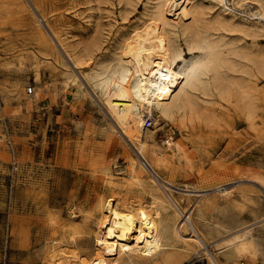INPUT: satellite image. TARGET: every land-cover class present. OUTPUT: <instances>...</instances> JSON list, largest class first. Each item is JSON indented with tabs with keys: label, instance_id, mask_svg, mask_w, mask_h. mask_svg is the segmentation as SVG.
Instances as JSON below:
<instances>
[{
	"label": "rangeland",
	"instance_id": "374dc122",
	"mask_svg": "<svg viewBox=\"0 0 264 264\" xmlns=\"http://www.w3.org/2000/svg\"><path fill=\"white\" fill-rule=\"evenodd\" d=\"M131 1L0 0V264H45L54 239L90 250V234L72 240L69 233L72 227L94 230L99 196L144 203L151 198L121 182L133 147L122 133L108 137L113 122L101 102L73 86L55 61L63 60L80 78L85 64L77 67L71 58L103 59L144 27L158 42L166 32L178 44L183 57L178 65L201 53L181 33L184 21L150 23L151 3ZM202 1L207 7L202 31L217 44L225 79L217 86L209 70L202 77L209 91L186 86L190 103L169 116L155 110L158 119L147 138L157 154L145 155L161 175H154L161 188L176 197L185 187L190 190L189 201L181 203L192 208L191 219L207 238H217L225 228L253 227L256 257L236 264H264V219L257 222L264 217V190L254 180L264 176V12L255 11L254 0ZM216 15L222 22L212 21ZM28 86L38 90L34 101L27 97ZM119 118L134 127L133 114L121 112ZM104 173L121 183H108ZM210 185L230 192L204 190ZM148 192L154 193L149 187ZM184 264L208 263L195 255Z\"/></svg>",
	"mask_w": 264,
	"mask_h": 264
},
{
	"label": "bare ground",
	"instance_id": "6f19581e",
	"mask_svg": "<svg viewBox=\"0 0 264 264\" xmlns=\"http://www.w3.org/2000/svg\"><path fill=\"white\" fill-rule=\"evenodd\" d=\"M214 1L226 4L224 0ZM254 1L259 4V8L255 11L259 10L263 13L264 5L260 0ZM147 2H150L153 7L149 16L150 23L165 24L173 19L176 22L177 19L184 21L181 33L187 42H194L201 51L196 58L188 63L184 61L178 65V60L182 59L183 61L178 44L170 40L166 32L162 35V41L158 42L156 35L144 27L132 39L118 46L119 50L116 48L103 59L89 55L84 59L76 57L73 60L71 58V63L77 67L85 64L86 70L80 71L82 73L80 78L70 68L71 66L62 62L63 60L55 61L70 74L69 80L75 84L73 86L83 93L86 92L92 98V94H94L101 102L113 122L108 125L106 131L108 137L117 138L121 136L117 135V132L122 133L133 147L134 155H130L128 158L125 170L126 178L121 182L126 186H134L138 191H146L151 198L148 199V203H144L141 202L142 200H120L115 196H99L95 205L97 214L93 221L94 230L88 232L84 229L85 227L82 228L84 231L79 227H72V232L69 233L72 240L75 235L90 234L93 243L92 249L82 250L83 247L79 248L80 246L73 242L57 244L54 239L49 244V251L45 252L43 258L45 264H184L195 255L196 258L205 257L208 264H227V262L236 264L244 258L253 260L256 257L259 243L258 238L252 232L253 227L225 228L222 234L210 240L192 221V208L181 203L182 200L183 202L184 200L189 201L191 194L187 192L190 190L185 187L183 191L186 193L176 197L172 195L171 189L161 188L160 182L156 179L161 175L153 169V165L145 155L150 151L157 154L156 146L151 144L147 138L148 128L144 127L146 116L152 117L154 125L158 119L154 113L155 110L164 116H169L177 108L190 103L186 86L195 85L209 91V81L204 82L202 78L209 70L212 72L217 86H221L225 79L221 74L224 61L219 55L217 44L209 38V33L202 31L203 18L205 17L202 14L207 9L206 6L204 9L205 4L203 5L202 0H147ZM253 4L255 3L253 2ZM195 17L197 19L193 22H186V20ZM215 18L221 22L223 20H220L219 16H214L212 21ZM225 23H229V21ZM47 46L50 48L48 44ZM34 80L40 81V73L37 68ZM84 85H87L92 93L84 90ZM37 94L38 90L36 89L27 97L34 101ZM121 112L124 114L129 112L134 115L132 129H128L121 122L119 118ZM175 153L177 154V152ZM156 156L157 164H159L160 159L158 155ZM103 177L108 183H121L117 182L112 174L104 173ZM254 180L264 190V176H254ZM148 187L154 193L148 192ZM217 188L218 192L219 189H222L221 192H230L229 189L221 188V185H210L204 190L215 189L216 191ZM256 192L260 193L261 189L257 188ZM73 212L71 210V213ZM263 219L264 217L258 219L257 222ZM263 222L262 224H264ZM188 230L192 234L184 236Z\"/></svg>",
	"mask_w": 264,
	"mask_h": 264
},
{
	"label": "built area",
	"instance_id": "2783aa9c",
	"mask_svg": "<svg viewBox=\"0 0 264 264\" xmlns=\"http://www.w3.org/2000/svg\"><path fill=\"white\" fill-rule=\"evenodd\" d=\"M33 92V88L31 86L27 87V93H32ZM153 126V119L150 116H146L145 117V122H144V127L145 128H150Z\"/></svg>",
	"mask_w": 264,
	"mask_h": 264
},
{
	"label": "crops",
	"instance_id": "0c3cea01",
	"mask_svg": "<svg viewBox=\"0 0 264 264\" xmlns=\"http://www.w3.org/2000/svg\"><path fill=\"white\" fill-rule=\"evenodd\" d=\"M28 102V101H27ZM20 106H21V104H20ZM19 108V107H18ZM18 108H17V110H18ZM32 112H37V111H32Z\"/></svg>",
	"mask_w": 264,
	"mask_h": 264
}]
</instances>
